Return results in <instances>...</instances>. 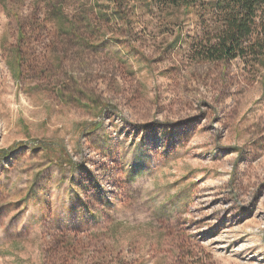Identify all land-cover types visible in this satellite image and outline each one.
Wrapping results in <instances>:
<instances>
[{
  "label": "rangeland",
  "instance_id": "rangeland-1",
  "mask_svg": "<svg viewBox=\"0 0 264 264\" xmlns=\"http://www.w3.org/2000/svg\"><path fill=\"white\" fill-rule=\"evenodd\" d=\"M128 7L0 0V264H264V70Z\"/></svg>",
  "mask_w": 264,
  "mask_h": 264
},
{
  "label": "trees",
  "instance_id": "trees-1",
  "mask_svg": "<svg viewBox=\"0 0 264 264\" xmlns=\"http://www.w3.org/2000/svg\"><path fill=\"white\" fill-rule=\"evenodd\" d=\"M111 3L113 18L128 25L133 19L128 6L149 4L157 26L163 29L161 34H168L166 27H180L192 21L194 28L190 33H182L187 39L186 57L190 62L238 60L251 78L264 70V0H111Z\"/></svg>",
  "mask_w": 264,
  "mask_h": 264
}]
</instances>
